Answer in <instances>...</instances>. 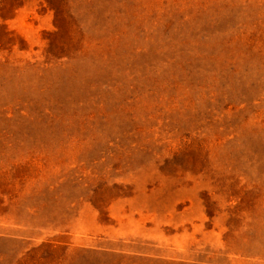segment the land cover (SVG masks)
I'll list each match as a JSON object with an SVG mask.
<instances>
[{"label": "rangeland", "instance_id": "374dc122", "mask_svg": "<svg viewBox=\"0 0 264 264\" xmlns=\"http://www.w3.org/2000/svg\"><path fill=\"white\" fill-rule=\"evenodd\" d=\"M0 264H264V0H0Z\"/></svg>", "mask_w": 264, "mask_h": 264}]
</instances>
